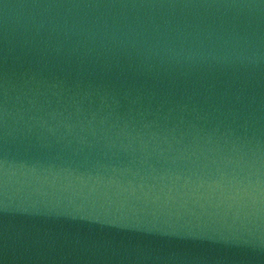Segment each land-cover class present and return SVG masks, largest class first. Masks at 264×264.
Masks as SVG:
<instances>
[{
    "label": "water",
    "instance_id": "1",
    "mask_svg": "<svg viewBox=\"0 0 264 264\" xmlns=\"http://www.w3.org/2000/svg\"><path fill=\"white\" fill-rule=\"evenodd\" d=\"M0 264H264V0H0Z\"/></svg>",
    "mask_w": 264,
    "mask_h": 264
}]
</instances>
